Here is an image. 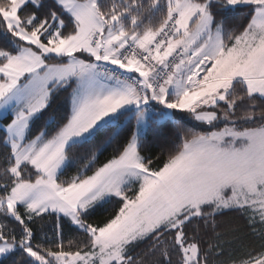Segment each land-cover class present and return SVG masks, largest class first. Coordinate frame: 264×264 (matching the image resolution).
Listing matches in <instances>:
<instances>
[{"label": "snow or ice", "instance_id": "6c2138e0", "mask_svg": "<svg viewBox=\"0 0 264 264\" xmlns=\"http://www.w3.org/2000/svg\"><path fill=\"white\" fill-rule=\"evenodd\" d=\"M64 93L70 113L49 116ZM0 117V264H264V0H0Z\"/></svg>", "mask_w": 264, "mask_h": 264}, {"label": "trees", "instance_id": "16d2710c", "mask_svg": "<svg viewBox=\"0 0 264 264\" xmlns=\"http://www.w3.org/2000/svg\"><path fill=\"white\" fill-rule=\"evenodd\" d=\"M240 22H243L242 18ZM66 113H70V102L68 99V94L64 93L62 95H58V97L53 101L50 110H48V115L63 116ZM3 119L4 118H0V122H2ZM47 119L48 116H45L43 120L39 121L35 125V127H33L32 129L33 135L38 134V131L44 126ZM186 123L187 126L189 127H192L193 125L196 124L195 121H191V120H188ZM134 124L135 121H132L133 127ZM3 135H4V131L2 128H0V137H2ZM174 141H175V130L171 126H169L167 129L163 131H159L156 134V136H153L151 133H149L148 138L145 141V151L142 154L151 156L155 160V157L160 155L162 151L167 150V148H169ZM118 146H119L118 143L112 145L104 144L103 147L100 148V153L102 154H98L97 157L99 163L102 164L106 162L108 159H110ZM86 154H87L86 151L83 149H76L73 151L70 157V159L73 162L65 169L62 179L68 180L77 174V172L82 167V160L86 156ZM2 155H3V147L0 146V156ZM2 167H3V160L0 159V168ZM117 210H118V201L115 198H113L111 203H105L102 206L97 205L96 208L91 210L92 214L90 216V222L94 224H102L104 221L110 219ZM0 219H2V217H0ZM11 226L15 227V223L13 222ZM53 226H54V222L51 218L33 224V231L36 234L37 242H42L41 237L44 234H47L49 237H51L53 234ZM233 226L239 228L240 242L252 246H258V242L250 237V234L248 233L244 225V221L241 220L238 216L235 215L226 216L220 225L222 229H229ZM18 231L19 230L17 229V232ZM63 237L66 245L69 240L75 241L76 243H81L84 240V237L81 235V233L68 227L64 229ZM233 247L238 249L239 243L234 244ZM26 261H27L26 256L17 253L15 256H13L7 261V264H26Z\"/></svg>", "mask_w": 264, "mask_h": 264}, {"label": "rangeland", "instance_id": "374dc122", "mask_svg": "<svg viewBox=\"0 0 264 264\" xmlns=\"http://www.w3.org/2000/svg\"><path fill=\"white\" fill-rule=\"evenodd\" d=\"M0 118H4V117H0Z\"/></svg>", "mask_w": 264, "mask_h": 264}]
</instances>
